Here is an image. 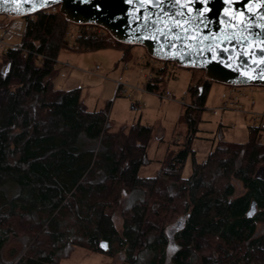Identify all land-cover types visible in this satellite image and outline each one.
<instances>
[{"label": "trees", "instance_id": "trees-1", "mask_svg": "<svg viewBox=\"0 0 264 264\" xmlns=\"http://www.w3.org/2000/svg\"><path fill=\"white\" fill-rule=\"evenodd\" d=\"M66 24L62 14L40 11L24 39L29 51L0 55V264H60L77 247L121 251L126 264H264V128L249 125L245 142L220 137L197 161L191 113L200 119L205 108L203 78L189 90L194 106L184 119L192 129L181 148L156 175L140 176L153 126H117L109 105L90 110L81 87L52 79ZM77 42L123 45L87 34ZM162 72L147 90L159 89Z\"/></svg>", "mask_w": 264, "mask_h": 264}, {"label": "rangeland", "instance_id": "rangeland-1", "mask_svg": "<svg viewBox=\"0 0 264 264\" xmlns=\"http://www.w3.org/2000/svg\"><path fill=\"white\" fill-rule=\"evenodd\" d=\"M0 18L2 21L7 19L3 14H0ZM66 38L64 33V43L67 40L65 44L68 46L64 44L57 55L52 75L54 83L66 89L81 87L82 101L90 110L109 105L108 115L117 126L137 122L153 126V138L148 150L149 162L142 166L140 176L156 175L166 157L181 148L178 141L183 140L182 134L192 129L190 122L184 119V114L187 106L193 105L189 90L192 85H201V80L206 78L204 70L154 59L140 45L121 43L122 46L81 49L78 42L77 46L73 44L74 37ZM104 39L111 44L117 43L110 35L104 36ZM1 54H6V51L0 47ZM97 65L100 69L93 73L92 69ZM160 69L163 72L159 89L147 90V83ZM209 82L205 108L200 112L201 118H198V112L191 113L192 118L198 119L192 142L197 161L207 157L220 137L228 141L245 142L249 136V125L256 124L264 128V117L252 119L253 114H264V86H245L249 97H243L241 101L247 112L230 109L214 114L213 109L221 105L232 85ZM119 83L127 87L128 91L121 93ZM143 87L145 90H141ZM167 91L172 93L173 98L161 96ZM192 172L193 156L190 155L183 174L188 177ZM258 174L264 176V166ZM115 219L121 227V218L116 216ZM124 257L121 251L108 255L77 247L60 264H126Z\"/></svg>", "mask_w": 264, "mask_h": 264}, {"label": "water", "instance_id": "water-1", "mask_svg": "<svg viewBox=\"0 0 264 264\" xmlns=\"http://www.w3.org/2000/svg\"><path fill=\"white\" fill-rule=\"evenodd\" d=\"M54 5L70 22L101 26L115 41L143 46L157 60L200 68L211 81L264 86L260 0H0V14L28 15ZM255 211L252 201L247 215Z\"/></svg>", "mask_w": 264, "mask_h": 264}, {"label": "built area", "instance_id": "built-area-1", "mask_svg": "<svg viewBox=\"0 0 264 264\" xmlns=\"http://www.w3.org/2000/svg\"><path fill=\"white\" fill-rule=\"evenodd\" d=\"M44 10L60 12V6L54 5ZM37 14L38 13L28 14V15H4L7 19L4 21V23H2L0 27V47L4 48L6 53L10 49L21 50L25 53L29 51L28 47L25 46L24 39L28 32L30 22L37 19ZM64 33L66 34L67 38L74 37L73 44L76 46H77L78 37L82 35H86V34L92 35L101 40L104 39V36L109 35V33L101 26L76 24L68 20ZM98 69H100L99 65L93 68L92 72L95 73ZM118 89L120 90L121 93H125L128 91L127 87H125L122 83L118 84ZM141 90H145V87H143ZM161 96L168 99L173 98V95L170 91L161 94ZM243 97L245 98L249 97V94L247 93L245 86H237V87L231 86V90L229 91L228 96L227 97L225 96V99L221 103V105L213 109L214 111L213 113L218 114L221 111L230 110V109L245 111V105L241 101ZM262 117H264V114L257 113V114H253L252 119L256 120Z\"/></svg>", "mask_w": 264, "mask_h": 264}, {"label": "snow or ice", "instance_id": "snow-or-ice-1", "mask_svg": "<svg viewBox=\"0 0 264 264\" xmlns=\"http://www.w3.org/2000/svg\"><path fill=\"white\" fill-rule=\"evenodd\" d=\"M13 2H17V0H13ZM84 2H90V0H84ZM142 2H155V0H142ZM177 3L180 2V0H176ZM200 3H207V0H198ZM261 3H264V0H260ZM264 51V50H262ZM261 60L264 61V56H261Z\"/></svg>", "mask_w": 264, "mask_h": 264}, {"label": "crops", "instance_id": "crops-1", "mask_svg": "<svg viewBox=\"0 0 264 264\" xmlns=\"http://www.w3.org/2000/svg\"><path fill=\"white\" fill-rule=\"evenodd\" d=\"M233 110H236V109H233ZM236 111H242V112H247V111H243V110H236Z\"/></svg>", "mask_w": 264, "mask_h": 264}]
</instances>
